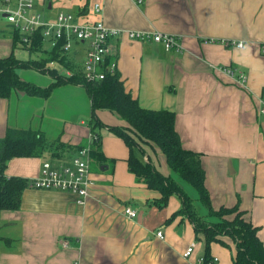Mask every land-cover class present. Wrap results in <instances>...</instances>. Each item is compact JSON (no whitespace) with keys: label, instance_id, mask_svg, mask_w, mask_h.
Segmentation results:
<instances>
[{"label":"crops","instance_id":"obj_1","mask_svg":"<svg viewBox=\"0 0 264 264\" xmlns=\"http://www.w3.org/2000/svg\"><path fill=\"white\" fill-rule=\"evenodd\" d=\"M70 1L68 13L79 24L102 21L125 31L177 37L181 53L118 37L110 43L115 71L140 107L175 114L182 147L201 155L212 209L238 206L245 211L264 247V116L259 110L264 102V0ZM95 4L98 13L92 10ZM50 10L52 3H47L45 11L37 13L54 19L58 13L51 16ZM12 28L0 18V59H31L22 58L24 51L31 55L30 49L21 45L20 34ZM41 43L44 51L35 52L40 56L36 60L53 49L42 36ZM73 47L76 50L65 57L81 72L85 50L77 43ZM80 51L82 64L77 60ZM59 70L65 76L70 71ZM25 73L34 80H27ZM18 74L41 88L54 83L40 71L22 69ZM41 76L44 82H38ZM96 116L105 125L96 130L105 162L91 164L88 157L92 185L84 204L71 193L24 189L18 210L0 211V237L7 241L0 242V264H199L204 237L179 213L180 199L173 195L165 205H157L160 194L128 171L129 149L108 129L124 123L108 111L98 110ZM89 118L90 100L80 85L54 88L46 99L21 91L0 98V139L11 127L34 130L55 143L42 156L12 158L5 176L29 181L39 176L45 162L69 163L77 147L92 142ZM145 152L143 160L167 176L163 154L152 146ZM126 208L135 217H128ZM221 239L226 245L211 243L210 255L216 264H233L234 245L228 237ZM191 244L194 251L184 258Z\"/></svg>","mask_w":264,"mask_h":264},{"label":"trees","instance_id":"obj_2","mask_svg":"<svg viewBox=\"0 0 264 264\" xmlns=\"http://www.w3.org/2000/svg\"><path fill=\"white\" fill-rule=\"evenodd\" d=\"M33 39L34 45L30 53L42 52L41 34L38 31ZM15 40L18 41L17 34ZM60 46L50 52L45 51L47 56L41 60L19 61L13 56L0 59V98L7 99L14 91H21L31 97L46 99L59 86H82L90 100L88 125L93 135L89 146L91 164L102 165L105 162L100 136L96 133L97 129H102L105 125L98 120L96 111H108L124 123L108 129L121 138L129 149L128 171L138 182L160 194L157 205L163 206L170 196H177L181 201L179 213L192 223L196 234L203 235V264L213 261L214 257L210 255L211 243L226 245L222 237H228L234 245L233 264H264V247L257 236L258 227L246 217V212L238 206L220 207L218 210L210 206L209 194L204 185L201 155L182 147L174 127L175 114L168 110H147L140 107L138 101L125 90L116 71L107 73L103 80L88 82L82 72L66 60ZM113 61L109 57L106 64ZM50 63L67 68L71 75H62L58 68L48 66ZM22 69L46 73L54 79V83L41 88L23 81L18 74ZM54 144H49L44 136L34 130L7 128L5 136L0 139V211L18 210L22 192L28 187L26 179L5 176L8 161L12 158L42 156ZM58 146L63 145L58 143ZM143 146L155 147L163 154L169 169L167 176L143 160L146 154ZM80 148L83 147H77ZM5 241L0 237V242Z\"/></svg>","mask_w":264,"mask_h":264},{"label":"built area","instance_id":"obj_3","mask_svg":"<svg viewBox=\"0 0 264 264\" xmlns=\"http://www.w3.org/2000/svg\"><path fill=\"white\" fill-rule=\"evenodd\" d=\"M141 1L138 0V2ZM99 10V6L95 4L93 11L97 13ZM1 17H4L6 22L12 25V29L20 34V43L27 49L33 47L36 31L41 32L44 44L52 48L61 45L60 51H63L66 56L71 52L73 43L83 46L85 51L81 72L88 82L103 80L107 73L115 71V63L106 64V60L110 57L111 41L122 35L140 42L150 41L159 44L167 51L176 53L183 51L177 37L173 35L125 31L112 28L102 21L79 24L76 17L69 13H58L54 19H45L44 16L35 12L33 0H16V2L0 0ZM236 46L241 48L243 44L237 43ZM260 51L264 54V44ZM224 71L233 76L229 69ZM69 72H66V76H70ZM259 110L264 116V102ZM88 157L89 146L78 149L69 163L58 166H53L50 162L43 163L39 176L28 181V188L71 193L79 198L78 203L83 205L92 185ZM125 213L128 217H135V212L130 208H126ZM161 235V232L157 233L158 237ZM193 251L194 244H191L185 250L183 257L188 258ZM198 262L203 264L202 258ZM212 262L216 263L217 259L213 258Z\"/></svg>","mask_w":264,"mask_h":264},{"label":"rangeland","instance_id":"obj_4","mask_svg":"<svg viewBox=\"0 0 264 264\" xmlns=\"http://www.w3.org/2000/svg\"><path fill=\"white\" fill-rule=\"evenodd\" d=\"M34 2L36 4V11L39 13H43L45 11V8L47 7V3H52V10L49 11L51 16H53L57 13H60V12H64V13L72 12L70 10V8L72 6L70 0H34ZM43 3H45V5ZM93 6H92V10H93ZM99 8H100V6H99ZM76 48L77 47H73L72 51L76 50ZM81 53H82V51L79 52V55L77 58L79 64H82V62H83V53L82 54ZM22 56H23L22 58H26V59H28L29 57L31 59H39L40 58V56L37 53H31V55H29V53L25 54V51L22 52ZM54 67L59 69V66L57 64H55ZM24 77L27 80H31V81H33L35 78L33 76V74H31V73H25ZM44 77L45 76H43V77L41 76V78L38 79V82H44V79H45ZM143 148L146 150V146H143ZM147 151L150 152V154H151L150 150H147Z\"/></svg>","mask_w":264,"mask_h":264}]
</instances>
